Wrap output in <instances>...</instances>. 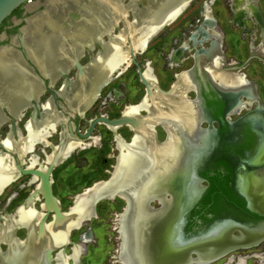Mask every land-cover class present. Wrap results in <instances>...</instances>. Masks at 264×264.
I'll return each instance as SVG.
<instances>
[{
    "label": "bare ground",
    "instance_id": "obj_1",
    "mask_svg": "<svg viewBox=\"0 0 264 264\" xmlns=\"http://www.w3.org/2000/svg\"><path fill=\"white\" fill-rule=\"evenodd\" d=\"M119 1L46 0V10L29 19L28 25L24 28V47L32 57L34 63L37 64L40 72L51 80L56 78L57 71H66L73 58L82 53L85 48H90L94 42L100 44L102 51L92 59L91 64L86 68L87 70L85 71L87 72L84 80L80 83L76 81L69 90L70 93L75 92L76 97H80L81 101L80 106L78 105L75 109L77 98H68L70 114H73L75 111V113L82 115L84 109L95 102L98 98L99 89L110 82L112 75L110 77L107 76L105 80L100 82L101 78L108 71L116 69L119 59L122 61L127 60L124 65L125 67L122 68L123 70L128 67V55L120 49V46H125V39L128 38V34L126 36L124 33L125 29L131 30V33L136 32L135 34H138L132 40L135 52H143L147 47L149 39H147L145 34L154 28H151L155 24L153 23L154 16L159 12L153 11L147 14V11H145L143 14L138 9H135L137 0H130L126 6L120 4L121 2ZM213 1L211 0L210 3ZM132 8L135 15H137L135 21H126L124 27L119 29L118 34L113 36L110 32L120 22H124V18L130 15ZM75 14H80V17L69 20V17ZM142 16H144V19L142 21L138 20ZM67 19L70 24L65 25L64 21ZM148 28L150 29L148 30ZM104 35L109 37L107 42L102 41ZM9 50V48H2L0 50V105L5 106L10 113L18 117L25 102V93L28 92L34 96L38 94V89L35 81L23 69H19L16 54ZM123 70H120L121 73ZM142 74L151 84V87L156 90L155 77L150 67H146ZM220 77L222 82H225V77ZM184 81L182 76H178V86H172V94L167 96V103L172 104V107L170 105L161 106L167 112L166 114L178 113V115H181L182 112L186 111L185 104L179 103L181 102L180 92ZM152 97L149 98L147 96L138 106L130 105L126 107L124 111V115L126 116L140 117L138 113L141 110H145L148 113V118L144 121L143 128L135 132L132 143L129 146L116 137L115 143L118 156L114 166L116 170L113 173L111 182L109 181L106 184L100 183L101 181L95 182L91 185H94L93 188L90 186L84 189L82 193L74 196L72 207L70 208V218L67 222L58 226L53 223H46L45 233L38 239V237L36 238L35 227L41 214L38 216V213L33 209V205L24 203L17 208L14 216H5L3 223L0 224L1 237H3V232L8 233L10 231L12 235L11 228L13 230L17 226L26 228L28 234L25 239L26 241L17 242L10 237L6 238L3 243L9 246L8 252L11 255L7 258H4V254L0 256V264H24V260H27L25 263L28 264L31 257L34 258L37 255V251L42 250L45 246H63L61 244L66 241L68 230L70 228L77 229L75 226L78 224L81 216L90 212L91 201L97 196L96 194H92L100 190V188L102 192L109 188H117L121 190L120 192L124 194L127 201L125 214L115 216L114 226L119 230L118 236L120 238L117 244L115 259L119 264H214L222 256L225 257L229 254L230 256L224 264H246L248 257H237L231 255V253L236 250L247 249L250 245L252 246L255 240L258 239L259 234H255L254 232H252L253 234L240 233V236L232 237L226 233V229H224L225 233L219 238L210 239L206 243L195 246V248L189 251L179 252L178 254L170 251L162 256H152V254H149L145 259H143V254L140 255L142 253L140 249L148 247L147 250H149L153 240H155L153 239V225L156 227L160 226L158 232L155 234L162 238V232L164 233V230L168 227V221L176 212H179L181 206L186 203V197L192 195L193 192L191 191H194V186L189 188L190 190L183 188V182L185 181L182 177L187 172L186 168L184 170L182 167H178V176L173 179V169L165 173L166 169L158 167L155 157L156 152L152 151L151 141L147 137L148 127L152 123L157 122V117L161 113V111L154 108L153 103L156 99ZM149 99L150 104L148 103ZM0 114L1 125L5 122V116L1 112ZM65 119L59 113H55L51 104L47 102L43 106L41 119L35 121L28 120L24 128L26 129L25 136L19 134L18 141H14L11 135H8L5 140L1 141V144L12 154L15 153L18 157L23 155L24 161L25 154L32 153L36 145H49L47 139L55 132V126L58 123L64 122ZM162 122L165 125H170L167 121ZM91 145L97 146L98 138L92 137L91 144H89L69 138L67 135L61 133L60 143L57 146H52V153L46 155L45 166L53 159H58L59 163H61L60 160H65L71 153L76 150L85 149ZM28 162L29 164L26 167L33 168L38 164V158L35 155H31ZM45 166L37 168L44 169ZM14 169V163L11 158L8 159L7 152H0V195L17 178L18 174ZM35 180L36 178L33 177V181ZM249 182L253 184L252 187L255 189L253 190L254 193H250L252 200H249V202L251 205H264L263 171L253 174L249 178ZM170 186L172 187L171 190L168 189ZM257 190H261L262 193L256 194ZM165 194L169 196V200L163 199ZM35 200H37V197H35ZM148 200H151V202L157 200V202L162 204H168V207L163 206L161 211L159 210V213L164 212L161 217L146 207ZM87 239L88 237L83 235L80 237V242H88ZM80 249V245L73 247L70 257L75 258ZM188 252H192V254L187 258ZM256 258L259 259V264H264V255H258ZM60 259H56V264H63Z\"/></svg>",
    "mask_w": 264,
    "mask_h": 264
},
{
    "label": "flooded vegetation",
    "instance_id": "obj_2",
    "mask_svg": "<svg viewBox=\"0 0 264 264\" xmlns=\"http://www.w3.org/2000/svg\"><path fill=\"white\" fill-rule=\"evenodd\" d=\"M208 1L209 0L207 1L203 0L201 2V5L198 8V14L200 18H198L194 24H190L191 29H189L187 33L183 32L181 34L182 38H181L180 44L178 43V45H176L178 46L176 50H178L179 52L180 51L182 52V60L179 61V63L183 61L188 62L189 60L191 62V64L187 68H184L181 70L185 76L183 74H179L180 72L178 73L179 75L173 74L175 79L174 81H172L171 85H169L167 89L161 87L160 82H158L155 77L156 90L152 88V91H153V97L156 100L154 101L153 105H154V108L161 111V113L158 117L156 116L158 119L157 122L152 123L148 127L147 137H149V140L151 141V144L153 147L152 151L156 152L155 157L157 159L156 162L158 163V167L160 168L163 167L164 169H166L165 173L166 172L168 173V171H171L173 169V175H174L173 179L176 176H178V172H179L178 167L180 168L182 167V169L184 170L185 168L187 169L186 160L188 156L191 154L192 158H194L193 171H194L195 176L199 180L198 184H196L195 189L201 190V195L199 199L196 201V203L189 209V211L183 215L182 234L184 237L186 238L192 237L194 235L200 234L210 229L211 227L215 225L225 223L228 221L240 224L244 226L246 229L251 230L255 234L257 233V231L260 232L261 234L264 232V216L255 214L256 216H259V219H257L256 217L252 216L246 211L247 201L243 193L246 191L248 193L249 200H252L250 197V193L252 192L254 193L253 190L255 189H253L252 187L253 184L249 182V178L257 172L263 171L264 173V150L263 152L262 150L260 152H257V154L255 155L254 154V151H256L255 146L250 143L252 142V139L249 136L250 134L249 128L242 126V125H237L234 123V121L238 117H240L241 115H243L244 113L248 111L263 110L264 112V99H262V96H260L264 92V87H263L264 85L260 86L261 91L256 90L255 95H254L256 97L254 98V100H251L249 102L248 101L249 99H247L245 96H242L241 93L239 94L238 91L237 93L233 91L226 92L224 90H220L217 84L213 83V79L215 80L216 77L209 73V70L211 69L210 68L207 69L205 67L203 68L201 66L202 65V63H200L201 56L208 57L211 55L212 57H214L215 55V56H218L219 58L221 57L225 62L229 61L230 59V57L226 55V48L224 46L223 33L219 29V21L215 18L216 14L212 9V6L216 4L217 0H215L212 3H208ZM232 3L233 4L231 5L227 4V8L229 9V11H233L235 8L239 6L238 4L239 0H234L232 1ZM45 5H46V0H30L20 5L18 8H16L15 9L16 12L14 10L12 13H10V15L0 24V47H7V46L14 47L15 46V49H17V52L23 57L19 49V41L20 39H22V42H23V38H24V33L21 32V28L27 25L26 24L27 19L29 22V19H31L33 16H36L42 13V11H45L46 10ZM246 7L251 8L250 10H251L252 15L254 14L255 16L258 17V14H256L255 6H253L252 4L251 5L249 4L245 6L244 8ZM244 8L240 9L241 12L239 14L241 17L242 15L243 17L246 15V10H244ZM204 17H206L205 20H207V22H204ZM213 17H214V20H213ZM74 18H75L74 16H71L69 17V20H74ZM259 22H261L259 23L260 28L264 30V22L262 21V18L259 20ZM64 23L70 24L68 19L64 21ZM119 24L117 25L116 28H114L110 32L113 34V36H115V34H117L119 29L121 28ZM205 25L207 26L209 30L208 32L202 31L203 29L202 26H205ZM244 32L245 34H249L250 28L246 27L244 29ZM200 34L202 36H200ZM198 36H200V40L196 42V38ZM108 39L109 37L107 35H104L102 37L103 42H107ZM91 46H92L91 51L89 50V48H85L82 51V53L76 56L79 64L82 66L84 71L87 70L86 68L91 64L92 59H94V57H96L102 51L100 44H97V42H94L93 45ZM9 51H12V50L10 49ZM82 57H88V62L86 64L80 63V60ZM74 58L71 61V63H69L66 71H62V70L57 71V76L53 80H51L49 77L42 74L38 68L34 67L29 61L26 62L25 60L27 65H29V67H33L36 73L37 81H35V83L38 89L37 90L38 94L35 95L37 99L31 100L30 105L28 106L31 108L32 111H31L29 118L24 121L23 129L25 128V125L27 124L28 120H32L31 117L34 115V113L36 115V120L41 119L42 114H43V106L47 102L51 104L55 113H59L63 118H65L66 115L70 111V107L68 104V98L69 99H72V98L79 99L80 98V97H76L75 92L70 93L69 91L72 84H74L76 81L80 83L85 78V76L83 79L80 78L78 74V69L76 68L75 63H74ZM207 62L209 61L207 60ZM174 64H177V62L173 61V63L171 64L169 63L168 65L169 67L171 66L172 68ZM73 69L75 71L74 72L75 78L70 76V73ZM120 70L122 71L123 69H120ZM120 70L116 71V73L115 72L113 73L115 75L114 76L112 75L113 80L111 82H108V84H106L105 86L99 89L97 100L93 104H90L87 108H85L82 115H80L79 113L77 114L74 111L73 113L74 116L73 115H71L70 117L68 116V118L66 117V119L64 120L65 122H61L63 124L58 123L56 125L60 128L59 131L55 129V132H54V134L58 135V139H59L58 143H60L61 133H63V135H67L69 138H72L68 130L69 125L72 127V132L75 136V138L73 139L80 141L79 135L85 133L89 129V126L92 120L98 117H105L109 120H114V119L119 118L120 116H124V111L126 107L130 105L128 103L127 97L125 96V93H123L122 91L124 84L121 82H115V81H118V78L122 75ZM86 72L87 71H85V73ZM151 72H152V69H151ZM178 76H182L183 81L185 80L183 86L181 87V92H180L181 93L180 101L182 103L181 102L179 103L182 105L185 104L184 106H185L186 111L182 112L181 115H178V113L177 114L176 113L166 114L167 112L164 111L161 108V106L163 105L171 106L172 104L167 103L168 101L166 99L168 97L166 95L160 94L159 89L169 90L172 86H178ZM68 81L70 82V86L66 85ZM57 83H59V85L56 88ZM141 84L143 85L142 82ZM112 88H115L117 91H119V93L122 94L121 98L118 99L120 103L114 104L112 101H106L105 104L102 106L101 102L104 98L105 93L108 90H112ZM144 89H145V86H144ZM102 92H104L103 95H102ZM145 92H146V89H145ZM147 93L148 92H146L143 95L139 103L142 102V100L147 97ZM53 94H55V98ZM102 96L103 98H101ZM185 96L189 100H194V99L196 100V104L194 105V108H195L194 115H195V118L200 121L199 131H198V133L200 134H199V138L195 140L193 138L191 140V137H190L192 135V128L194 129L193 122H192L193 112L189 109V104L187 103L188 101H185L186 100ZM77 99H76L75 109L78 106ZM97 101H99V105H96ZM148 101L147 102L150 104V99ZM91 108H95L94 109L95 112L92 113V115L88 113V111ZM107 109L109 110L111 109V110L108 111ZM3 111L5 112V114H7L5 109ZM24 115L25 113L23 111V115L20 118H23ZM89 116L91 117L87 119V117ZM138 116H140L141 118H144V121H145L146 118H148V113L145 110H141L140 113H138ZM140 117H137V118H140ZM84 120H87L88 126L85 130L82 131L80 130V122ZM8 121H9V125L11 128L13 120L10 119ZM144 121H143L142 126H144ZM162 121L164 122L167 121L168 123H170V126L169 124L165 125ZM103 125L108 131H110L109 133H111L113 138L115 137L114 141L116 137H118V139L123 141V143L126 145L128 143H132V139H133V136L135 135V132L137 130H140V128H143V127H137V129H134L132 126L125 125L121 127H125L126 130L124 129L122 130V132L120 131L118 133L116 130L120 129L121 127L112 129V128H109L105 124ZM156 126H160L165 132V137L162 140L158 138V135L155 130ZM152 127L155 132V135L154 134L152 135V132H150L151 131L150 129ZM24 130L26 132V129ZM93 131H92V134H93ZM126 131L130 132V136H129L130 138L124 137V133L126 134ZM92 134H91V138H92ZM166 137H167V140H166ZM126 138L129 140H126ZM162 142H165V143L161 144ZM98 143H99V139H98ZM100 147H101V143H100ZM117 156L114 155L115 164H116ZM68 157H70V155ZM13 158L18 160L19 157L18 155L15 154ZM24 166H25V162H24ZM30 177L32 178V176ZM211 184H213V188L211 187L212 190L210 191L209 187ZM22 188L23 186H19V189H22ZM171 188L172 187L170 186L168 189L171 190ZM259 192L260 194L262 193L261 190H257L256 194ZM31 193H29V195ZM18 196H19V192H15L11 190L8 195V198L6 199V204L10 205V203L13 200H15ZM117 198L123 201V205L120 208V211L118 213H114V215L115 216L118 214L124 215L125 211L127 210V201L125 200V198L116 196L113 199H105V200L114 201ZM202 199H203V202H202ZM159 203L160 202H157V200L154 202H150L147 208H149L151 212H155L161 217L164 214V212L159 213V210L161 211L163 206L168 207V204L165 205V204H162V203L159 204ZM241 203H244L243 207ZM23 204L24 203H22L18 207L22 206ZM250 206L252 208L258 209V207H261L264 209V205H258V204L251 205L250 203ZM18 207H16V209L14 210L15 211L14 213H12L11 215H5V216H9V217L14 216ZM35 211H38V210H35ZM2 215L0 214V224L3 223L4 218H5V216H2ZM94 218H96V207H95L94 216L90 218L89 220L84 221L83 224H81L77 228V229H80V227L84 226V229L81 230V232L77 235L75 241L72 240L71 235H70L71 231H73L74 229L73 228L72 230H70L69 235L66 237V241L63 244H61L63 246H60V245L56 247L45 246L42 250L37 251L36 253L37 255L34 256V258L31 257V260H29L30 263L28 264H46V263L56 264L57 258L59 259L61 258L60 260L62 261L63 264H83L82 258L87 255L88 244L89 245L96 244L93 230L89 224V221H91ZM51 220L52 221H48V218H47L45 224L52 223L53 217ZM37 222H36V227H35L36 231H37ZM114 224H115V219L111 220V224H110V230L114 231L116 236L113 237L115 241V244H113L114 245L113 255L109 256V259L106 258V262L109 264H118L117 260L114 258L115 257L114 253L116 252V246L120 238L118 236L119 230L115 228ZM159 227L160 226L156 227L153 225V229H154L153 239L161 238V237L156 236L155 234L156 232H158ZM20 228H24V227L17 226V227H14L13 230L11 228L12 235L10 231L8 233L3 232L2 233L3 237H1L0 235V242L2 243L5 242L7 237H10L16 240L17 242L24 241L26 238L19 239L15 234L16 230H19ZM164 233H165V230H164ZM83 235L88 237L87 239L88 242H84V243L80 242V237ZM1 239H4V240H1ZM4 244L7 246V249L5 251H0V256L4 254V258H7L11 254H9L8 252L9 246L6 243ZM78 245L81 246V249L78 255L75 258L70 257V254L72 253L71 252L72 248ZM67 247L69 248V252H66ZM48 248L51 249L49 258H47L46 256ZM250 256L248 255L244 257L250 258ZM254 258L259 260L258 258H256V256H254ZM25 262H27V260L23 261L24 264H26ZM258 264H259V261H258Z\"/></svg>",
    "mask_w": 264,
    "mask_h": 264
},
{
    "label": "rangeland",
    "instance_id": "obj_3",
    "mask_svg": "<svg viewBox=\"0 0 264 264\" xmlns=\"http://www.w3.org/2000/svg\"><path fill=\"white\" fill-rule=\"evenodd\" d=\"M202 1L203 0H194L173 23L163 28L156 36H154L148 42L147 47L143 52H135V59L139 64L140 68L142 70H145L146 67L150 66L154 77H156V80L158 82L160 81V86L163 88L167 89L169 85H171L172 81H174L175 78L173 74H178L179 72L183 73L181 70L187 68L191 64L189 60L188 62L183 61L180 63L178 61L177 64H174L172 66V68L168 65L169 63H173L172 54H174L176 50V45H178V43L180 44L182 38L181 34L183 32L187 33L188 30L191 29L190 24H194L195 21L200 18L198 14V8L201 5ZM210 1H208V3H210ZM232 1L234 0H217L216 4L212 6V9L215 14L220 17L218 18L219 25L222 27L225 34L227 35L226 40H224V45L227 47L228 44L230 48L235 47L232 46V44L237 45L240 46L239 50L243 51V47L246 46V44L248 43V38L242 40L241 38H239L241 34H236V32H233L234 39L232 38L231 40L228 31V23H226L227 19H229L232 14V11H229V9L227 8V4L231 5ZM254 2L255 1H252L249 4H255ZM260 4V9L264 11V0H260ZM125 18L128 21H131L132 19L130 15L126 16ZM124 25V22H120L119 24L121 28H123ZM125 46H127L126 41ZM227 55H230L229 50L227 51ZM238 58L242 59L243 57ZM87 62L88 57H82L80 60V63L82 64H86ZM128 63V67L124 69V71L121 73L122 75L120 74L121 76L118 75L120 77L118 78V81L115 82H121L124 84L122 91L123 93H125L129 105H137L146 92L144 86L140 82L136 67L131 64L130 61ZM74 72L75 71L73 69L70 73V76L73 78H75ZM114 75L115 74H113V76ZM259 76L261 75L259 74ZM112 80L113 79H111L110 82ZM261 80L264 82V77H262ZM58 85L59 83L56 84V88L58 87ZM103 93L104 92H102V95ZM260 96H262V99H264V92ZM101 98H103V96ZM96 105H99V101H97ZM94 109L95 108H91L88 113L92 115V113L95 112ZM107 110L110 111L111 109ZM31 111V108L28 107L24 110V117L16 121L18 132L22 136L26 135V132L23 129V123L26 119L29 118ZM68 114L66 115L67 118L71 115L74 116V114H70V111ZM90 117L91 116L87 117V119H89ZM87 126V120L80 122V130H85ZM9 128V121L4 123L0 127V142L5 140L8 135H11L14 141H18V137L16 138L12 136L11 129ZM55 129L59 131L60 128L56 126ZM124 129L126 130L125 127H121L116 131L119 133L120 131L122 132V130ZM155 130L158 135V138L162 140L165 137V132L163 131V129L160 126H156ZM109 132L110 131H108L103 124H98L92 134V137H96L99 139V143L97 146L91 145L85 149L76 150L73 154L71 153L70 157H68L65 161L63 160L56 167H54V170L52 171V191L60 204L62 212H67L70 209L73 203L74 196L82 193L84 189H87L93 183L98 181H104L109 177L110 172L113 170L112 168L115 165L114 155L117 156L118 154V152L116 151L117 149L115 150L116 143L114 141V138ZM129 136L130 132L126 131V134L124 133V137L130 138ZM47 140L49 144L48 146L38 144L35 146L32 153L25 154V166H28V161L31 155H35L38 158V164L33 168L45 166L46 155L52 153V148L50 147L57 146L59 144L57 134L53 133L51 137H49ZM126 140L129 139L126 138ZM84 143L91 144V139L85 140ZM12 157H14V155ZM38 184L39 181H33V177H17L15 181L12 182L0 195V214H3L2 216H5L14 213L16 207L25 202L29 193L33 192L38 187ZM19 186H23V188L19 189ZM11 190L19 192V196L15 200H13L10 205H7L6 199L8 198V195ZM41 205L42 198L40 197V195H38L37 200L33 205V208L39 211L42 208ZM122 205L123 201L118 198L114 201L101 200L97 203L96 218L89 221V224L93 230L96 244H88L87 255L82 258L83 264H109L106 262V258L109 259V256L113 255V244H115L113 237L116 236L114 231L110 230V224L111 220L115 219L114 213H118ZM51 219L52 216L50 215L48 217V221H52ZM83 229L84 226L80 227V229L71 231L70 235L73 241L76 240L77 235ZM15 234L19 239H25L27 237L28 231L24 228H20L19 230H16ZM6 249L7 246L4 243L0 242V251H5ZM66 252H69L68 247L66 248ZM261 254L264 255V241H262V243L260 242L255 247L247 248L244 250H236L231 253V255H235L237 257L251 255L250 258L246 260V264H258V260L255 259L254 256H258ZM229 256L230 254L225 257L222 256V258L220 259L221 261L219 260L214 264L226 263L227 258Z\"/></svg>",
    "mask_w": 264,
    "mask_h": 264
},
{
    "label": "water",
    "instance_id": "obj_4",
    "mask_svg": "<svg viewBox=\"0 0 264 264\" xmlns=\"http://www.w3.org/2000/svg\"><path fill=\"white\" fill-rule=\"evenodd\" d=\"M30 0H0V24L10 15V13H12L16 8H18L20 5L28 2ZM194 0H137L136 1V8L138 9L141 13L144 14L145 11H147L148 13H152L153 11H158L159 13L155 14V19L154 22L155 23L153 26H151V30H149L150 28H148L149 33L145 34V36L147 37L148 42L154 37L156 36L163 28H165L166 26L170 25L171 23H173L186 9L187 7L193 2ZM119 2H121L120 4L123 5H128V3L130 2V0H120ZM160 10V11H159ZM132 12L130 13L131 17H132V21L137 18V15H135L134 10L132 8L131 10ZM44 12V11H42ZM74 19H77L80 17V14H75L74 15ZM144 16H142L141 18H138V20H143ZM128 21L126 18H124V23ZM129 22V21H128ZM138 22V21H137ZM152 22V21H151ZM28 19L26 20V24L28 25ZM65 24V23H64ZM23 26L21 28V32L24 33V28L27 26ZM68 25V24H65ZM152 25V24H151ZM139 31V30H138ZM124 33L128 34V38L125 39L127 46H120L121 51H123V53H126V55H128V61L131 62V64H133L134 66H136L137 68V72L139 75V78L141 80V82L143 83V85L145 86L147 96L150 98L152 97L153 91H152V87L151 84L144 78L143 76V71L141 70L139 64L137 63L136 59H135V48L132 45V40H134V38L136 36H138V34H135L136 32H132L134 34L131 33V30L125 29ZM130 39V40H129ZM14 42V41H12ZM147 42V43H148ZM24 42H22V39H20L19 41V49H20V53L23 55V57L17 52V49H15V46H7V47H0V50L2 48H9L11 49L15 54H16V59L18 60V64H19V69H23L27 75H29V77H31V79H33V81H37V77H36V73L33 69V67H29V65H27V61H29L34 67L38 68L37 64L34 63L32 57L28 54L26 48L24 47ZM89 50H92V46L89 48ZM181 52V51H180ZM26 60V62H25ZM119 62L117 63V67L114 71H108V73H106L105 76H103L100 80V82L102 80H105L107 76H111L113 75V73L115 71H118L119 69H122L123 67H125V63L126 61H122V60H118ZM74 63L76 68L78 69V74L80 76V78H84L85 76V71L83 70L82 66L79 64L77 58H74ZM179 74H183V73H179ZM178 74V75H179ZM67 86H70V82L68 81ZM160 94L169 96L172 94V87L169 90H160L159 89ZM237 92V91H236ZM238 93V92H237ZM242 93V92H240ZM26 94V95H25ZM25 102L23 103V107L20 110V113L18 115V117H16L15 115H13L12 113H10L7 108L5 106L0 105V112L5 116V122L8 120H13L12 123V127L11 132L13 134V136L18 137L19 136V132L18 129L16 127V121L20 119V117H22L23 115V111L24 109H26L29 105L31 100H36L37 97L34 95L32 97L31 94H29L28 92L25 93ZM251 95L250 93L247 92V95ZM54 98H55V94H53ZM185 101H188L187 103L189 104V109L193 112V127L192 128V138L198 139L199 138V120H197L195 118L194 115V105L196 104V100H189L186 96H185ZM249 99L248 101L250 102L251 100H254L253 97L247 98ZM144 100V99H143ZM142 100V101H143ZM80 98L77 99V103L78 105L80 104ZM141 102L138 105H140ZM80 106V105H79ZM6 110L7 114H5V112L3 110ZM84 112V111H83ZM1 115V114H0ZM4 118V117H3ZM33 121L36 120V115L34 113V115L31 117ZM143 121L144 118H135V117H130V116H120L117 119L114 120H109L105 117H98L94 120L91 121L89 129L83 133L79 135V139L80 141H84L86 139H90L91 138V134L92 131L94 130L95 126L97 124H105L107 125L109 128H118L121 126H132L134 129H137V127H142L143 125ZM3 122L0 127L5 123ZM235 124L237 125H242L245 126L247 128H249V136L252 139V142H250L252 145L255 146V150L254 154L256 155L257 152H260L262 150H264V112L263 110L257 111V110H252V111H248L246 113H244L243 115H241L240 117H238L235 121ZM170 126V125H169ZM166 129V128H165ZM70 136L72 138H75L73 132H72V127L69 125L68 127ZM152 132V135H155V132L153 130V127L150 129ZM167 140V137H166ZM165 142H162L161 144H163ZM130 143H128L127 145H129ZM0 152L4 153L7 152L8 154V159L11 158L12 162L14 163V171L17 172L18 176H32L35 177L36 180L39 181L38 187L35 191H33L25 200L24 203L26 204H31L33 205L35 202V197H37L38 195H40V197L42 198V208L39 211H36L38 213V216H40V218H38V222H37V231H36V237L41 238L44 233H45V227H46V219L48 218V216L51 214L53 217V224L54 225H62L63 223L67 222L68 219L70 218V210L69 209L67 212H62L60 204L58 202V200L56 199V197L53 194L52 191V171L54 170V167H56L59 163L58 159H53L52 161L47 163V166L43 168H28L26 166H24V161H23V155L20 156L17 159L13 158L12 156L15 154H12L11 152L7 151L1 144L0 142ZM261 152V153H262ZM253 154V153H252ZM12 155V156H11ZM17 155V154H16ZM195 157V156H193ZM255 157V156H253ZM5 158V157H4ZM64 159V158H63ZM63 160H60V162H62ZM193 161L194 158H192V155L190 154L186 160V167H187V172L186 174L183 175V180L185 182H183V188L186 190H190L189 188H191L192 186H194V191L192 195L187 196L186 197V203L181 206L179 212H176L173 217L168 221V227H166L165 233H163V237L162 238H154L155 240H153L151 247L148 249V247L146 249H140V251H142V253H140V255H144L143 259H145V257H147L149 254H152V256L155 255H159L162 256L163 254H166L167 252H174L176 254H178L179 252H184V251H189L192 248H195V246H200L204 243H206V241L210 240V239H217L219 238L224 232V229L227 230V234L231 235L232 237H238L240 236V233H248V234H253L251 230L246 229L244 226L228 221L225 223H221L218 225H215L213 227H211L210 229L194 235L192 237L186 238L183 236L182 234V218L183 215L189 211V209L196 203V201L199 199L200 195H201V190H197L195 189L196 184H198L199 180L197 179V177L194 174L193 171ZM116 169L113 168V171L111 172V174L109 175V178L107 180L101 181L100 183L106 184L109 181L111 182L113 173L115 172ZM184 173V170H183ZM93 186H91V188H93ZM90 188V189H91ZM121 190L117 189V188H109L108 190H104L102 192L101 188L100 190H97L94 192V194L92 195H97L95 196L94 200L91 201V207H90V212H87L86 214H84L83 216H81L78 224L75 227H79L81 224H83L84 221L89 220L90 218H92L94 216L95 213V207L96 204L101 201V200H105V199H113L116 196L119 197H124V194H122L120 192ZM246 201H247V205L246 208L248 211H250L251 213L257 214V215H262L264 216V209L261 207L257 208H252L250 206L249 203V197H248V193L245 191L243 193ZM169 200L168 196L165 194L163 196V199ZM176 200V198H174ZM146 201V200H145ZM151 202V200H148V202L146 203V207H148V204ZM72 207V206H71ZM70 207V208H71ZM92 209V210H91ZM178 211V209H176ZM91 213V214H90ZM88 214H90V216H88ZM173 219V220H172ZM171 221V222H170ZM73 228H70L67 232V236L70 233V230H72ZM237 232V234H236ZM257 233H259V237L258 239L255 240V243L252 244V246L250 245V247H255L257 246L260 242H262L264 240V232L260 234V232L257 231ZM152 249V250H151ZM163 249H165V251H163ZM50 252L51 249L48 248L47 249V258H49L50 256ZM165 252V253H163ZM190 254H192V252H188L187 253V258L188 256H190ZM48 262V261H47ZM46 263V262H45ZM47 264V263H46Z\"/></svg>",
    "mask_w": 264,
    "mask_h": 264
},
{
    "label": "crops",
    "instance_id": "obj_5",
    "mask_svg": "<svg viewBox=\"0 0 264 264\" xmlns=\"http://www.w3.org/2000/svg\"><path fill=\"white\" fill-rule=\"evenodd\" d=\"M254 0H239V6L235 8L232 11L231 16L229 19H227L228 28H229V36L232 40L233 38V32H236V34H241L239 38L242 40H245L248 38V43L246 46L243 47V51L239 50L240 46H235L234 48H230L227 44L226 48V55L227 51L229 50L230 55H227L230 57L229 61H224L221 57L218 56L212 57L210 56H201L200 57V63H202V67L211 69L209 70V73L213 76H215V80L213 79V83L217 84L218 88L220 90L224 91H238L239 94L242 92V96H245L246 98L253 97L255 98V92L256 90H260V86L264 85V82L261 80L262 77H264V30L260 28L261 22L259 20L262 18V21L264 22V11L261 8L260 0H256L252 4L256 8V14H258V17L251 13V8H244L249 3H251ZM233 4V3H232ZM246 10V15L243 17L240 16V9ZM218 21L220 17L216 15L215 17ZM206 17H204V22H207L205 20ZM214 20V17H213ZM242 24V26H241ZM203 32H208L207 26H202ZM248 27L250 28V33L245 34L244 29ZM220 31L223 33V38L226 40L227 35L225 34L222 27L219 25ZM211 31V30H210ZM240 31V32H239ZM200 36H202L200 34ZM200 36L196 38V42L200 40ZM234 39V38H233ZM195 42V41H194ZM205 42V41H204ZM248 46V47H247ZM178 46L176 47V49ZM245 49V50H244ZM238 57H243L242 59ZM172 60L173 61H181L182 60V52H179L178 50L175 51L174 54H172ZM207 60L209 62H207ZM248 62V63H247ZM263 72V73H262ZM254 74V75H253ZM259 74L261 76H259ZM225 77V84L222 82L221 77ZM259 76V77H258ZM220 81V82H218ZM160 82V81H159ZM259 86V87H257ZM261 91V90H260ZM247 92L251 95H247ZM259 93V92H258ZM238 94V95H239Z\"/></svg>",
    "mask_w": 264,
    "mask_h": 264
},
{
    "label": "built area",
    "instance_id": "obj_6",
    "mask_svg": "<svg viewBox=\"0 0 264 264\" xmlns=\"http://www.w3.org/2000/svg\"><path fill=\"white\" fill-rule=\"evenodd\" d=\"M121 96L122 94L119 93V91H117L115 88H112V90H108L105 93L104 98L101 102V105L103 106L106 101H112L114 104H119L120 101L118 99L121 98Z\"/></svg>",
    "mask_w": 264,
    "mask_h": 264
},
{
    "label": "trees",
    "instance_id": "obj_7",
    "mask_svg": "<svg viewBox=\"0 0 264 264\" xmlns=\"http://www.w3.org/2000/svg\"><path fill=\"white\" fill-rule=\"evenodd\" d=\"M15 12H16V10H15ZM211 187L213 188V184H211L210 187H209V190H210V191L212 190ZM205 195H206V194H205ZM205 195H204V196H205ZM203 198H204V197H203ZM202 202H203V199H202ZM202 202H201V203H202ZM241 205H242V207H243V206H244V203H241ZM246 211H247L249 214H251L252 216H254V217H256L257 219H259V216H256L255 214H252V213H251L250 211H248V210H246Z\"/></svg>",
    "mask_w": 264,
    "mask_h": 264
}]
</instances>
